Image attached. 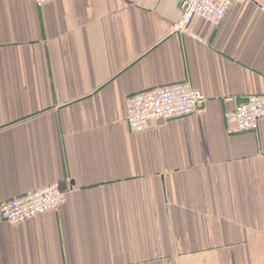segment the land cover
<instances>
[{
	"label": "crops",
	"instance_id": "0c3cea01",
	"mask_svg": "<svg viewBox=\"0 0 264 264\" xmlns=\"http://www.w3.org/2000/svg\"><path fill=\"white\" fill-rule=\"evenodd\" d=\"M264 0L173 32L179 0H0V201L52 182L65 202L0 214V264H264ZM188 80L203 110L131 132L128 95Z\"/></svg>",
	"mask_w": 264,
	"mask_h": 264
},
{
	"label": "built area",
	"instance_id": "2783aa9c",
	"mask_svg": "<svg viewBox=\"0 0 264 264\" xmlns=\"http://www.w3.org/2000/svg\"><path fill=\"white\" fill-rule=\"evenodd\" d=\"M51 0H35L38 6ZM246 0H179L181 16L172 24L173 32H187L194 18L219 24L229 6ZM264 11V7H261ZM205 96L185 80L130 94L125 99V120L131 132L150 127L155 120L178 119L203 110ZM264 118V94L247 95L232 110L224 113L226 133L256 131ZM66 190L52 182L30 192L0 201V214L9 224H18L49 211L65 202Z\"/></svg>",
	"mask_w": 264,
	"mask_h": 264
},
{
	"label": "water",
	"instance_id": "95a60500",
	"mask_svg": "<svg viewBox=\"0 0 264 264\" xmlns=\"http://www.w3.org/2000/svg\"><path fill=\"white\" fill-rule=\"evenodd\" d=\"M67 188V184L65 182L60 183V189L65 190Z\"/></svg>",
	"mask_w": 264,
	"mask_h": 264
}]
</instances>
